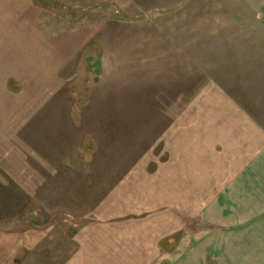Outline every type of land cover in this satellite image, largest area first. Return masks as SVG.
<instances>
[{
  "label": "rangeland",
  "instance_id": "1",
  "mask_svg": "<svg viewBox=\"0 0 264 264\" xmlns=\"http://www.w3.org/2000/svg\"><path fill=\"white\" fill-rule=\"evenodd\" d=\"M33 2L65 23L77 21L71 29L89 20L92 38L33 95L31 125H18V135L3 143L9 148L0 151V198L10 193L17 204L0 205V230L13 227L9 215L19 216V229L31 212L47 215L49 225L34 230L38 244L23 264H61L74 249L72 234L104 207L114 215L126 208L133 213L128 197L159 166L168 184L169 165H215L223 142L206 119L217 103H231L264 128V0ZM23 128L31 134H21ZM188 175L184 182L179 177L186 175H177L176 203L154 206L150 200L144 209L151 217L176 213L178 233L161 241V261L232 264V255L219 251L223 243L232 245L225 238L229 229L218 221L224 205L215 199L203 209L201 175L196 168ZM10 181L26 186L20 190L30 206L19 189L1 188ZM249 246L251 254L241 253L236 264H264V238L242 239V247Z\"/></svg>",
  "mask_w": 264,
  "mask_h": 264
},
{
  "label": "crops",
  "instance_id": "2",
  "mask_svg": "<svg viewBox=\"0 0 264 264\" xmlns=\"http://www.w3.org/2000/svg\"><path fill=\"white\" fill-rule=\"evenodd\" d=\"M71 24L47 8L39 7L33 0H0V151L8 150L9 147L3 143L18 135V125L29 126L33 122L32 117L27 116L32 115L33 95L47 88L51 80L90 42L92 22L88 20L85 26L72 29ZM220 101L224 103L223 98ZM217 106L216 110L211 109V115L206 119L208 125H217L218 144L223 142L222 154H217L215 165L211 169L206 166L200 169V166L189 164L188 173L185 166L173 169L169 165L168 184L160 179L159 172L164 166H159L151 180H145L141 189H136L128 197L127 207L133 205V213L126 208L124 213L114 215L111 208L104 207V213H99L97 219L72 234L70 242L74 249L61 264H192L186 259L161 261V241L178 233L176 213L171 215L169 209L168 214L151 217L144 215V209L151 205L150 200L154 206L167 199L169 203H176L177 175L184 173L186 176L179 177V180L188 181V174L194 168L201 175L202 189L207 191V197L200 202L201 207L207 208L215 199L220 206L224 205L222 213L217 214L220 216L218 221L229 229L225 238H231L232 245L223 243L219 245V251L231 254L232 264L240 261L241 253L251 254L253 249L242 247V239H254L256 242L257 238H264V128L231 103H217ZM203 125L206 128L204 120L201 121V132H205ZM21 130L24 136L31 134L26 128ZM224 156L226 160L223 163ZM8 158L11 162L9 154ZM171 172L174 178H170ZM19 185L10 181L1 188L4 191L26 189V186ZM164 188L170 191L168 196H163ZM23 193L21 191L20 199L24 205L28 202L30 206L31 198ZM2 200L0 198V205L17 204L10 193ZM137 205L143 207L140 214L137 213ZM98 211L103 212V207ZM141 214L145 219L139 218ZM32 215L31 212L29 220L22 219L26 225L20 229L17 228V224L22 222L19 216L9 215L8 219L14 225L7 231L0 230V264L29 261L28 252L38 244L34 241V230L43 229L50 222L43 213L36 217ZM177 246H180V241ZM176 250L174 248L173 252ZM20 254L24 255V261L20 260Z\"/></svg>",
  "mask_w": 264,
  "mask_h": 264
}]
</instances>
